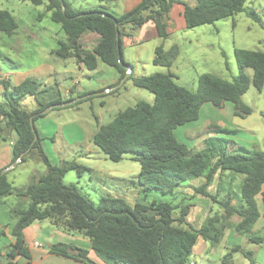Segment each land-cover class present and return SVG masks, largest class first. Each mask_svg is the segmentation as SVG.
<instances>
[{"label": "trees", "instance_id": "obj_1", "mask_svg": "<svg viewBox=\"0 0 264 264\" xmlns=\"http://www.w3.org/2000/svg\"><path fill=\"white\" fill-rule=\"evenodd\" d=\"M21 1L33 6L43 5L45 12L37 19L49 15L51 22L60 26L65 40L58 41L56 50L52 52L57 58L74 59L88 72H94L100 60L119 74L116 84L98 91L79 93L77 98L89 96L51 111L76 107L95 98L94 92L113 89L97 97L115 94L130 80L134 87L152 94L153 102H138L116 114L109 123L99 126L92 136L93 144L114 163L120 162L125 154H132L131 160L140 166L137 183L144 191L155 190L175 200L189 182L203 180L194 192L209 198L221 211L197 228L187 221L193 204L186 202L193 201V197L183 196L180 203L153 201L149 205L135 203L133 206L121 198L101 197L94 204L74 185L63 183L67 172L73 170L81 177L89 169L74 161L51 165L43 151L42 138L35 127L34 135L30 125L31 121L34 124L46 116L43 113L46 108L74 101V98H62L57 82L42 89L40 83L29 76L13 87L0 81L4 87V92L0 93V137L3 138L6 131L17 135L12 145L11 166L17 161L16 165L24 164L28 158L36 156L47 168L43 175L32 176L22 190H15L7 180V174L0 171V200L5 204L4 200L9 197L19 200L10 206L14 241L4 251L5 264H16L19 258L24 259L25 264H31L23 232L34 222L42 221H49L55 229L89 241L88 250L66 244L48 247L49 254L83 264H98L89 258L90 251L100 264H191L197 241L202 239L215 247L221 242L225 229L245 237L252 244L262 245L264 238L256 236L252 228L260 217L256 196H261L264 207V192H261L264 153L236 148L230 140L215 135L204 138L201 149L193 150L176 139L175 131L197 121L204 104L221 108L229 102L234 107V116L244 118L250 115L251 109L241 102V97L250 85L259 92L262 90L264 52L234 49L238 74L231 81L203 74L197 80L196 90L190 91L177 85L176 77L169 70L179 54L178 47L164 50L161 45L155 49L152 62L166 68V74L133 77L130 67L128 77L120 84L128 66L122 54V39L130 36L125 31L127 27L135 31L151 21L158 38L164 42L168 38L170 10L179 5L186 29L211 25L239 13H245L264 28L260 16L253 9L245 8L247 0H195L193 6L183 0H141L121 15L105 7L75 9L67 0ZM17 29L15 18L7 11H0V34L12 37ZM87 34L98 36L90 51L80 43ZM246 70H251L250 77ZM27 96L36 102L37 107L32 111L21 108V102ZM225 174L242 177L237 192L224 188ZM216 180L218 185L211 195L207 189ZM22 200L26 202L23 204ZM233 219L237 222L233 223ZM233 253H241L250 264H256L253 253L240 246L230 249L223 259L224 264H231Z\"/></svg>", "mask_w": 264, "mask_h": 264}, {"label": "rangeland", "instance_id": "obj_2", "mask_svg": "<svg viewBox=\"0 0 264 264\" xmlns=\"http://www.w3.org/2000/svg\"><path fill=\"white\" fill-rule=\"evenodd\" d=\"M67 1L75 9L106 7L114 13H123L126 10V4L117 0ZM187 1L194 2L193 0ZM179 7V5H174L170 10L171 21L167 22L170 35L164 42L158 38L140 43H131L130 39H124L122 54L127 64L132 67L133 77L167 73L166 68L155 66L152 62L155 49L161 45L164 50H169L172 46L178 47L179 54L169 70L176 77V84L190 91L196 90L197 80L203 74L231 81L232 77L238 74L234 49L264 52V28L252 21L245 13L216 21L211 25L186 29L183 18L178 13L181 9ZM245 8L253 9L260 16L264 26V0H247ZM0 11L9 12L19 26L16 36L8 37L0 34V65L4 71L22 70L24 73H28V76H32L29 71L33 72L31 70L35 67L43 63L47 65L53 63L47 50L57 48V41L62 40L64 35L59 25L51 22L48 15H45L41 20L37 19L38 15L45 12L43 5L33 6L31 3L21 0H0ZM55 66L58 72L64 71L65 67L74 70L73 79L57 77L59 94L62 98L66 96L65 91L76 82H80V86L84 87H93L98 83L85 81L72 60H66L64 67L58 64ZM84 72L87 74V71ZM245 73L247 76H251V70H246ZM102 75L103 72H95V79H102ZM104 76L106 78V75ZM70 97L74 100L78 99L75 94H70ZM153 99L152 94L144 89L134 87L128 80L115 94L106 97L96 96L73 108L50 111L42 119V124L48 130L49 135L42 141L43 151L51 165L58 166L62 161H74L89 169L81 177H78L73 170L67 172L63 183L74 185L94 204L101 197L121 198L130 206L135 203L149 205L153 201L180 203L183 196H185L184 198L193 197V201L186 203L192 204L195 201L197 208L191 209L188 222L198 228L209 217L220 214V212L214 213L218 206L213 204L209 198L194 192V189L202 185L203 180L189 182V187L181 190L179 197L175 200L171 196L163 195L155 190L144 191L137 183L136 178L140 166L138 162L131 160L132 154H125L120 162L114 163L108 160L92 142V136L99 126L109 123L116 114L134 107L138 102L151 104ZM241 102L251 109V114L244 118L234 116V107L229 102L224 103L221 108L204 104L200 109L197 121L177 128L176 139L193 150H199L204 138L215 135L230 140L236 148L264 153V86L259 92L250 85L247 92L241 97ZM27 108L32 107L27 106ZM34 127H36L35 124ZM210 130L213 133L210 134ZM216 131L218 132L216 133ZM34 157L28 158L24 164H20L7 174V180L11 182L15 190L25 189L32 176H40L46 172L45 164L36 156ZM224 177L222 182L224 188L237 192V186L242 177H233L229 174H225ZM217 182L218 180L207 189L211 195L215 193ZM6 200L9 208L19 202L15 197H9ZM22 202L24 204L26 201L22 200ZM256 203L260 214L261 202L257 199ZM212 207H215V210H212ZM201 208L204 210L199 213ZM231 221L237 222L234 219ZM259 221H261L259 223H263L264 218ZM38 223L36 222V224ZM42 223L46 224L48 221ZM258 225L255 224L252 231L256 236L264 238V231L254 230V227L256 228ZM41 235L40 240L45 244L50 236L44 232ZM231 236L233 238L229 239L227 243L226 241L220 242L216 247H211L199 239V241L202 240L203 246L205 244L206 248L201 246L197 253L193 252L190 258L192 264H224V257L230 253V249L234 246H240L244 251H252L255 244L248 242L245 237L239 236L233 231ZM68 239V242H71V238ZM9 245L8 238L0 236V252L6 251ZM258 246L261 247L262 254L260 257L258 255L259 258L254 257V259L256 264H261V262L264 264V243ZM93 257L100 263L95 255ZM0 264H5V257H0ZM231 264L250 263L241 253H233L231 254Z\"/></svg>", "mask_w": 264, "mask_h": 264}, {"label": "crops", "instance_id": "obj_3", "mask_svg": "<svg viewBox=\"0 0 264 264\" xmlns=\"http://www.w3.org/2000/svg\"><path fill=\"white\" fill-rule=\"evenodd\" d=\"M117 1L118 2L119 1L124 2L126 4L125 12H128L132 8L137 6L141 0H117ZM183 1L186 2L187 4L191 5V6H193L195 4V0H193L194 1L193 3H189L187 0H183ZM125 12H123V13H125ZM181 12H182V7L178 12L179 15H181ZM123 13L118 12V13H116V15H121ZM169 21H171V15L170 14H169L168 23H169ZM18 29H19V26H18ZM18 29H17L15 35H13V36H16L18 34ZM125 31H126V33L130 34V36L129 37H123L122 46H123L124 39H130L131 43H133V42L140 43V42L146 41L148 39L158 38L155 26L151 21L144 24L138 30L132 31V30H130L129 27H127ZM167 31H168V29H167ZM30 34H32V33H30ZM169 35L170 34L168 31V37H169ZM97 39H98V36L96 34H87V35H84L80 39V43L85 50L90 51L93 48V46L96 44ZM64 40H65V36L62 40H58V41H64ZM58 41H57V43H58ZM54 50H56V48L47 50L48 51L47 54L53 63H51V64L48 63V65L43 63L40 66L35 67L33 70H31L33 72L29 71V73H32V76H29V77L38 81L40 83L42 89L50 87L55 82L58 83L57 77H60V76L63 79H73L72 75H73L74 70H69V69H67V67H65L64 71H62V72L57 71L55 64H58V65H61L64 67L66 64V60H61V59L57 58L52 53ZM68 60H72V62H74L76 64L78 71L81 73V77L84 78L85 81H87V82L96 81L98 83H97V85H95L93 87H90V86L84 87V86H80L81 85L80 82H76L68 90L65 91L66 96L64 99H68L70 97L71 91L73 92L72 94H75V95H77L79 93H83L84 90L86 92L87 91H98V90L105 89L109 86L116 84L117 81L119 80L118 72L114 68L107 66L106 64H104L100 60H98L96 70L94 72H88L87 71V74L84 72L86 70L82 66L78 65L74 59H68ZM97 71L99 73L103 72V75H102L103 78L102 79H97V78L95 79V72H97ZM104 75H106V78ZM27 77H28V73L26 74L22 70L4 71L0 65V81L8 82V84H10V87L18 85ZM3 92H4V87L0 83V93H3ZM27 106H30L32 108L29 109V108H27ZM36 107H37V105H36L35 100L30 96L25 97L21 102V108H23V109L32 111ZM42 119H44V118L38 119L34 124L36 126L35 128H36L38 135L40 136V138H42V141H43V139L47 138L49 135H48V130L45 129L44 125L42 124V122H43ZM38 125L40 126V128ZM16 139H17V135L11 131L4 132L3 138L0 137V171H6L5 172L6 174L15 170L19 166V165L11 166L12 145L16 141ZM191 182H193V181H191ZM188 186H189V183H188ZM261 192H264V185L262 186ZM257 199L261 202V196L260 195L256 196L255 200H257ZM4 201L7 202L6 199ZM192 204H193L192 208H194V209L197 208L195 201ZM192 208H190L189 215L187 217V221H188V218L190 216ZM257 208H258V204H257ZM201 209L198 211L199 213L200 212L202 213V211L204 210V208L202 210ZM213 209L215 210V207H212V210ZM220 211L221 210L218 207V208H216L214 213L220 212ZM7 216H9L8 217L9 220H8ZM261 218H264V207H263L262 203H261L260 217L257 220V222L255 223L256 226H257V224H259V225L256 228L254 227V230H256V231H258V230L264 231V222L259 223V222H261V221H259V220H261ZM42 222H45V221H42ZM42 222H39L38 224H36V222H34L28 228H26L23 232L24 240H25L26 245H27L29 252L31 254V264H83V263L75 261L73 259L49 254L48 247L51 245H54V244H66V245H72L76 248H82V249L88 250L90 247L89 241L87 239L81 237V236H79V237H81V238H79V237H76L77 235L67 234V233H64L60 230H57L51 225V223L49 221L46 224L42 223ZM13 225H14V220L12 221L10 208L8 207L7 204L3 203V200H0V231L1 232L3 231L1 236H6V238H8V240H9V244L13 243V241H14V239L11 235V229H12ZM43 232L46 234H49V236H50V238H48L46 240L45 244L42 243L40 240V238H42L41 233H43ZM231 234H232V231L230 229H225L223 232V238L221 240V243H223L224 241H226V243H227V241L229 239H232L233 237L231 236ZM68 238H71V242H68V240H69ZM72 239H74L75 241ZM34 243H38L40 246L34 247ZM67 243H71V244H67ZM201 246L206 248L205 244L203 246L202 240L201 241L198 240L196 245H195V248H194L195 253H197L198 248L200 249ZM260 249H261L260 246L253 245L252 251H250V252L255 253V254L253 253V256L255 255L254 257H258V255L260 257V255L262 254ZM3 256H4V252L2 251V252H0V257L3 258ZM88 256L91 260L100 264L96 259H94L91 251L89 252ZM25 263H26V261L22 258H19L16 261V264H25ZM190 263L192 264L191 260H190ZM261 264H262V262H261Z\"/></svg>", "mask_w": 264, "mask_h": 264}, {"label": "water", "instance_id": "obj_4", "mask_svg": "<svg viewBox=\"0 0 264 264\" xmlns=\"http://www.w3.org/2000/svg\"><path fill=\"white\" fill-rule=\"evenodd\" d=\"M126 69H127V74H126V76L121 80L120 84H122V83L125 81V79L128 77V75H129V73H130V66H129V65L126 66ZM112 90H113V89H106V90H103V91H101V92H96V93H94L93 95H95V96L105 95V94L111 92ZM88 96H89V95H87V96H83V97L78 98V99H76V100H74V101H70V102H66V103H61V104H58V105H52V106L46 108V109L43 111V113L46 114V113L50 112L52 109H54V108H64V107H66V106H70V105H72L75 101H78V100H80V99H85V98H87ZM30 125H31V130L33 131V133H34V135H35L34 124H33L32 121L30 122ZM17 162H18V161H17ZM17 162L14 163L13 166H15V165L17 164ZM5 172H6V171H3V173H5ZM3 173H2V174H3Z\"/></svg>", "mask_w": 264, "mask_h": 264}, {"label": "built area", "instance_id": "obj_5", "mask_svg": "<svg viewBox=\"0 0 264 264\" xmlns=\"http://www.w3.org/2000/svg\"><path fill=\"white\" fill-rule=\"evenodd\" d=\"M40 245L38 243H34V247H39Z\"/></svg>", "mask_w": 264, "mask_h": 264}]
</instances>
